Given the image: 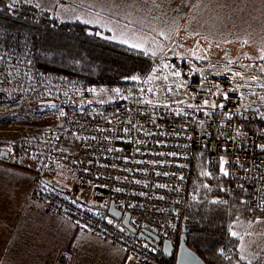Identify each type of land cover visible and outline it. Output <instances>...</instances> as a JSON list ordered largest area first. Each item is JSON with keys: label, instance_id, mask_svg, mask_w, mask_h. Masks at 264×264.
Instances as JSON below:
<instances>
[{"label": "built area", "instance_id": "obj_1", "mask_svg": "<svg viewBox=\"0 0 264 264\" xmlns=\"http://www.w3.org/2000/svg\"><path fill=\"white\" fill-rule=\"evenodd\" d=\"M173 44L167 42L155 58L143 52L149 68L132 93L68 89L66 103L78 117L66 115L46 152L96 195L102 191L107 204L128 213L137 231L150 230L176 247L195 157L206 158L210 173L216 166L220 169L223 158L230 186L247 193L245 207L264 213V149L260 147L264 145V72L258 62L200 64L185 58ZM177 71L179 77L173 75ZM236 72L259 79L246 75L241 80L234 77ZM150 75L161 78L144 83ZM165 76L167 80L162 79ZM35 151L36 146L24 145L9 152V157L18 164ZM31 199L142 263L159 264L162 259L158 250L119 222L71 197L36 187ZM222 251L225 258H232L229 246Z\"/></svg>", "mask_w": 264, "mask_h": 264}, {"label": "rangeland", "instance_id": "obj_2", "mask_svg": "<svg viewBox=\"0 0 264 264\" xmlns=\"http://www.w3.org/2000/svg\"><path fill=\"white\" fill-rule=\"evenodd\" d=\"M14 1L29 4L59 22L85 25L88 27L87 33L101 41L130 48H133L132 44H138L140 47L133 49L149 55L155 53L153 58L161 53L167 42L173 41L185 58L200 64L217 60L258 62L263 65L260 57L264 54V0H240L243 4L238 5L241 8L238 12L242 17H231L230 14L227 17L225 14L221 19H216L215 13L209 16L211 8H214L210 0H203L199 4L203 11L201 18L197 17L199 11L192 0ZM187 1V6H190L182 10V3ZM15 72L10 67L0 70V92L9 97L29 88L26 81L17 80L20 76ZM56 91L58 87L53 86L33 92L25 100L0 102V150L12 152L25 145L15 143L33 141L36 144L35 153L23 158L18 165L32 169L37 184L42 179L47 180L63 192L61 195L74 197L80 204L92 203L93 210L100 215L96 208H103V204L106 205L104 209L108 206L105 194L99 191L96 195V190L79 182L71 169L62 167L48 154L43 155L47 148L45 142L55 138L57 133L54 130L63 119L60 113L64 111V102ZM38 158L41 160L37 161ZM6 161L14 164L10 157ZM224 168L226 170L225 165ZM220 175L225 177L221 172ZM218 199L211 198L210 202H218ZM227 229L230 237L237 242L234 255L239 262L264 264V213L256 218L240 215ZM232 232L236 235L233 236ZM222 252L220 247L219 253ZM161 262L162 259L159 264Z\"/></svg>", "mask_w": 264, "mask_h": 264}, {"label": "trees", "instance_id": "obj_3", "mask_svg": "<svg viewBox=\"0 0 264 264\" xmlns=\"http://www.w3.org/2000/svg\"><path fill=\"white\" fill-rule=\"evenodd\" d=\"M87 29V26L78 22H59L26 3L1 1L0 70L12 68L20 76L17 80L26 81L29 88L12 97L0 92V102L15 103L25 100L35 91L57 86L56 94L64 102L65 115L59 124L62 126L67 114L78 117V113L72 111L66 103L67 90L70 88L95 87L132 93L138 80L128 78H142L149 68L150 60L139 50L101 41L88 34ZM53 141L52 138L45 142V152L53 145ZM15 144L36 146L33 141H19ZM45 152L43 151V155L47 154ZM40 160L41 158L37 159ZM0 164L33 173L32 169L9 161L0 159ZM203 172H208L209 175L204 176ZM38 183L41 187H46L40 181ZM46 189L56 194L63 193ZM211 198L219 199L218 202L211 203ZM73 199L78 202L76 198ZM246 199V192L235 190L226 177L220 175L219 166L210 173L205 157L193 159L184 225L190 230L187 246L206 264H244L234 255L237 242L230 237L227 227L240 215L256 218L261 214L247 209ZM81 205L87 209L94 208L92 203L83 202ZM105 206L103 204V208L96 209L103 213ZM227 245L232 249L233 255L225 260L219 249ZM161 264L174 262L162 257Z\"/></svg>", "mask_w": 264, "mask_h": 264}, {"label": "crops", "instance_id": "obj_4", "mask_svg": "<svg viewBox=\"0 0 264 264\" xmlns=\"http://www.w3.org/2000/svg\"><path fill=\"white\" fill-rule=\"evenodd\" d=\"M188 1L182 10L190 6ZM191 2L201 18L203 0ZM210 2L214 8L209 16L242 17L240 0ZM38 185L31 173L0 166V264H145L33 201L31 193Z\"/></svg>", "mask_w": 264, "mask_h": 264}, {"label": "water", "instance_id": "obj_5", "mask_svg": "<svg viewBox=\"0 0 264 264\" xmlns=\"http://www.w3.org/2000/svg\"><path fill=\"white\" fill-rule=\"evenodd\" d=\"M9 152L0 150V159L8 160ZM41 182L53 190L60 191L58 187L53 185L47 180L42 179ZM105 211L106 216L110 219L119 222L125 229L132 234L136 235L139 241L145 242L149 246L158 250L161 256L166 260H173L174 264H206L192 249L187 246L189 229L184 225L181 233V237L178 245L175 247L171 240L163 239L158 234L147 230H136L130 223V215L128 213L123 214L120 210H117L113 203L110 202Z\"/></svg>", "mask_w": 264, "mask_h": 264}, {"label": "snow or ice", "instance_id": "obj_6", "mask_svg": "<svg viewBox=\"0 0 264 264\" xmlns=\"http://www.w3.org/2000/svg\"><path fill=\"white\" fill-rule=\"evenodd\" d=\"M227 42H230V41H227ZM245 43H246V42H245ZM131 47H133V48H138V47H140V45H138V44H132ZM152 55H155V53H152ZM260 59H261V60H264V55H262V56L260 57ZM229 63H232V61H229ZM165 67H167V65H165ZM156 71H158V70H157V69H153V73H155ZM259 71L264 72V67L260 68ZM173 75L176 76V77H179V76H180V72H178V71H177V72H174ZM246 75H247L251 80H258V79H259V77H257V76H252L250 73H249V74H241L240 72H236V73L234 74V77L243 80V79L246 78ZM157 78H161V77H156V76H154V75H150L149 78H148L147 80L144 81V83H149L151 80H153V79H157ZM128 79H131V80L136 81V80H139V77H138V76H131V77H129ZM162 79L167 80V77H166V76H165V77H162ZM169 90H171V86H169ZM91 91H95V90L92 89ZM113 91L119 93L120 90H119V89H113ZM141 91H143V89H141ZM148 91H153V90H152V89H149ZM153 94H155V93L153 92ZM227 98H228V97H227V95L225 94V99H227ZM141 102H142V103H146V104H152V101H151V100H142ZM180 103H183V101H180ZM203 105H204V106H208V105H209V101H208V100H204V101H203ZM53 107H54V106H53ZM164 107H167V105H164ZM188 107L191 108V107H193V105L189 104ZM211 107H213V108H215V107H221V108H223L224 106H223L222 104H221V105H215V104H213V105H211ZM60 115H61V117H63V116L65 115V113H64L63 111H61ZM98 130H99V131H103V129H98ZM124 131L127 132L128 129H124ZM77 139H79V137H77ZM93 139H94V137H93ZM106 139H107V137H106ZM260 147H261L262 149H264V145H261ZM225 163H226V161H224V159L221 158V160H220V172H221L223 175L227 176L229 173H228V172L225 170V168H224V164H225ZM202 175L207 176V175H209V173H208V172H203ZM205 187H207V185H205ZM117 191H119V190L117 189ZM214 202H215V201H214ZM231 234H232L233 236L236 235L235 232H232Z\"/></svg>", "mask_w": 264, "mask_h": 264}, {"label": "bare ground", "instance_id": "obj_7", "mask_svg": "<svg viewBox=\"0 0 264 264\" xmlns=\"http://www.w3.org/2000/svg\"><path fill=\"white\" fill-rule=\"evenodd\" d=\"M1 108V107H0Z\"/></svg>", "mask_w": 264, "mask_h": 264}]
</instances>
